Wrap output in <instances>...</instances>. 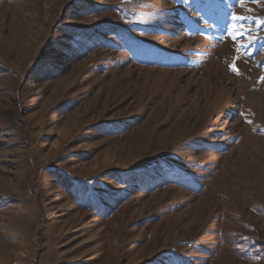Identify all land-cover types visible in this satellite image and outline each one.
Instances as JSON below:
<instances>
[{"label": "rangeland", "instance_id": "374dc122", "mask_svg": "<svg viewBox=\"0 0 264 264\" xmlns=\"http://www.w3.org/2000/svg\"><path fill=\"white\" fill-rule=\"evenodd\" d=\"M262 21L0 0V264H264Z\"/></svg>", "mask_w": 264, "mask_h": 264}, {"label": "snow or ice", "instance_id": "6c2138e0", "mask_svg": "<svg viewBox=\"0 0 264 264\" xmlns=\"http://www.w3.org/2000/svg\"><path fill=\"white\" fill-rule=\"evenodd\" d=\"M232 19H233V20H240V19H243V17H240V16H237V15L233 14ZM262 23H264V21H262ZM228 35L231 37V39H232L233 41H235V40L238 39V37H239L240 35H243V33H242V32H239V31H237V30H235V29H229V31H228ZM230 68H231L232 71L237 72V74H239V72H238V68L235 66V64L230 65ZM262 79H264V78H262Z\"/></svg>", "mask_w": 264, "mask_h": 264}]
</instances>
